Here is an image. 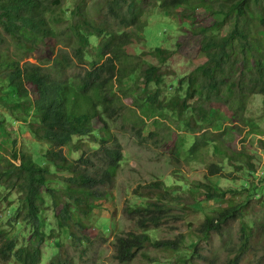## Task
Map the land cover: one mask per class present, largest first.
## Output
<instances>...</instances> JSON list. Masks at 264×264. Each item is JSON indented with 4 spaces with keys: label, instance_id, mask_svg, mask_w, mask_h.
<instances>
[{
    "label": "trees",
    "instance_id": "trees-1",
    "mask_svg": "<svg viewBox=\"0 0 264 264\" xmlns=\"http://www.w3.org/2000/svg\"><path fill=\"white\" fill-rule=\"evenodd\" d=\"M187 4L190 0H105L101 7L106 13L98 21L87 10V0H76L72 22L59 33L57 22L60 20L55 14L62 6V0H0V26L29 51L37 52L47 41L61 46L60 38L67 34L65 49L59 50L55 56L46 52L48 56L36 58L37 64H22L0 50V106L8 111L3 114L0 125L20 122L38 141L51 146L43 165L31 155L17 152L6 165L0 164V187L19 194L21 205L10 212L16 223L32 230L27 244L20 247L6 232L0 231V258L3 261L41 263L43 246L53 233L45 230L41 220L46 196L54 203L60 228L69 227L74 216L93 222L94 203L109 198L107 187L115 182L124 160L110 120L124 111L127 100H133L125 87L126 80L134 79L137 74L138 55L130 54L129 50L142 41L140 34L146 29L142 19L151 6L171 11ZM213 4H216V10L211 14L210 23L193 22L191 29H185L180 36L177 50L158 47L150 52L152 57L160 60L144 70V83L146 86L151 83L160 85L163 82L161 67L182 54L186 45L197 42L196 57L202 56L206 62L189 76L184 98L169 103L173 110L179 109L180 118L190 115L186 121L181 119L184 129L194 134L205 131L202 136L194 135L195 143L187 161L199 160L201 154L214 151L228 159L241 176L256 178L254 159L246 151H238L232 141L226 142L227 136L240 137L244 133L240 126L249 122L244 115L252 97L264 96V0H218ZM211 7L209 0H200L195 8ZM255 8L259 9L257 16ZM181 15L191 19L185 12ZM194 15L198 17V14ZM111 20L124 31L115 30ZM225 28L228 33L222 35ZM97 40L101 60L90 61L88 49L96 45ZM1 44H4L2 33ZM75 61L81 67L72 79L55 77L67 74ZM158 97L157 92L153 97L140 95L142 103L133 101L130 106L134 116L145 107L153 109L151 116L146 112L132 120L131 130L139 140L144 139L141 123H145V117H158L156 110L159 111V107L165 109L159 104ZM191 100L196 102L191 104ZM207 108L215 111L211 121V112ZM214 121L229 125L223 131L215 132L209 130L218 128L212 123ZM252 133L258 134L254 130ZM153 135L158 136V133ZM76 138L91 139L94 143L99 142L100 147L90 156L83 155L79 160L71 161L64 155L63 148L73 144ZM182 147L174 141L171 149L178 162L183 155ZM208 170L207 182L196 186L186 183L172 185L165 180L154 182L155 196L126 207L125 212L140 228L148 231L150 226L157 228L170 216V207L165 201H181L182 192L188 191L195 200L193 206L205 207L204 204L209 202L227 204L216 214L206 215L196 237L207 239L213 232L221 233L230 222L243 216L249 201L260 196L262 187L244 178L240 188L223 189L210 178L222 175V163H212ZM58 173L67 174L61 176L66 183L64 190L52 186L59 179ZM263 181L260 182L263 184ZM242 191H247L248 200L242 196L243 200L239 202L237 199ZM81 226L88 228L86 222ZM243 232L242 245L227 264H242L245 247L251 240L246 228ZM184 242L185 236L154 241L148 233L130 232L117 238L115 258L120 263H130L148 245L177 253L185 248ZM50 264L70 262L59 253Z\"/></svg>",
    "mask_w": 264,
    "mask_h": 264
},
{
    "label": "rangeland",
    "instance_id": "rangeland-1",
    "mask_svg": "<svg viewBox=\"0 0 264 264\" xmlns=\"http://www.w3.org/2000/svg\"><path fill=\"white\" fill-rule=\"evenodd\" d=\"M105 0H87V10L98 21L105 16L106 10L101 7ZM200 0H190V4L182 5L175 10L165 11L159 6H151L143 17L146 25L144 33L140 36L142 41L132 47L129 52L132 55L137 54L138 70L134 79L126 80V87L133 100H127V106L124 111L110 120L113 133L121 144L124 160L115 182L107 187L109 198L105 201L95 202V217L92 221L85 219H74L67 228H60L56 219V208L51 197L46 196V204L41 212V220L45 230L53 232L46 244L43 246V258L40 264H50L53 257L62 254L65 260L70 264H227L228 259L236 256L242 243L243 229L246 228L251 240L246 248L242 264H264V96L255 95L252 97L248 109L244 115L249 122L247 125H241L244 133L238 137L234 135L227 136V142L232 141V146L238 151H246L256 164V173L254 177L247 178L236 172V168L231 166L228 159L216 154L214 151L201 154L199 160L188 162L190 159V150L195 143V136H202L205 131L194 134L192 131L184 129L180 122L186 121L190 115L178 116L179 109L173 110L169 106L173 99L181 100L184 98L188 89L189 76L203 65L206 60L202 57H196L198 43L191 42L182 49V54L169 60L161 68L163 82L160 85L154 83L148 86L144 83V70L151 65L159 63V58H154L150 52L155 48L162 47L166 50H177V44L180 36L185 29H191L193 22L199 24L210 23L211 14L216 10L214 2L218 0H209L211 8L196 9ZM76 6V0H62V6L56 11L57 31L61 33L73 19L72 12ZM195 8V9H193ZM195 11V13H194ZM259 9L255 8L257 16ZM185 12L191 16V19L184 18L181 14ZM194 14H198V17ZM194 15V16H193ZM184 21L186 24H184ZM111 25L115 30H122L117 22L111 20ZM0 33L3 34L4 44L0 45L1 53L9 55L20 61L22 64H37L36 58L55 56L59 50L65 49L67 34H62L60 38L62 45H54L47 41L41 45L37 52L29 51L26 46L19 44L14 38L8 35L0 26ZM228 33L225 28L221 33ZM93 44L89 47L88 59L90 61H99L100 51ZM46 53V54H45ZM44 54V55H43ZM43 55V56H39ZM73 68L68 69L64 75H56L59 79H72L80 72V64L75 61ZM116 91V89H115ZM159 94L158 102L164 105L159 107L158 117L152 116L151 119L145 117L144 139L139 140L131 130L133 118L148 113L152 115L153 109L145 107L139 110L138 115L130 110L134 102L142 103V97H153L155 93ZM194 104L196 101H190ZM208 107V106H207ZM210 113V121L213 120L215 111L207 108ZM8 111L0 106V122L3 120V114ZM210 123V122H208ZM217 124L218 128H212L215 132H221L226 122H212ZM196 126V125H195ZM197 128V127H195ZM217 129V130H216ZM252 130L258 134H253ZM158 133V136L153 135ZM195 135V136H194ZM179 140V141H177ZM176 144L183 145L181 162L175 160L171 154V149ZM100 147V143H94L91 139H75L73 144L64 147V155L71 161L79 160L83 155L90 156ZM51 149L47 143L38 141L29 131V128L16 121H10L5 125H0V164H7L12 160V155L17 152L31 155L40 164H45V155ZM222 163L223 170L218 177H210L211 181L218 182L223 189L240 188L242 180L247 178L250 182L256 183L262 187L260 196L251 199L245 209L243 216L230 222L224 227L221 233L213 232L209 238H197L196 232L200 224L205 220L206 215L216 214L219 208L227 206L226 203L209 202L193 206L195 200L189 196L188 191L182 192L183 198L165 201L170 207V216L159 227L150 226L148 231L140 228L135 219L125 212V208L151 199L155 196L152 185L156 181H167L170 184L186 183L196 186L207 182L209 174L208 166L212 163ZM67 174L58 173L59 179L52 183V186L64 190L65 181L61 176ZM264 182V181H263ZM247 191H242L238 201L242 202L243 197L247 199ZM230 195H228L229 198ZM19 204V194L14 190L0 187V231L6 232L10 238L14 239L20 246L26 245L27 240L32 234L28 226H22L16 223L15 217L10 210L17 209ZM216 212V213H215ZM86 222L88 228L81 226ZM130 232L141 234L148 233L154 241L176 240L180 236H185L184 247L180 252H169L148 245L138 257L130 263H120L116 258V240L118 237ZM0 264H18L14 259L6 262L0 258Z\"/></svg>",
    "mask_w": 264,
    "mask_h": 264
}]
</instances>
